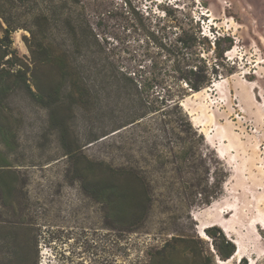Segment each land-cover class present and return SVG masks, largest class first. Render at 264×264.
<instances>
[{
	"label": "rangeland",
	"instance_id": "374dc122",
	"mask_svg": "<svg viewBox=\"0 0 264 264\" xmlns=\"http://www.w3.org/2000/svg\"><path fill=\"white\" fill-rule=\"evenodd\" d=\"M83 4L99 42L79 27L83 11L67 0L59 2L61 26L52 22L45 38L49 53L69 64L66 71L50 54L33 62L29 32L13 33L28 82L41 97L17 86L0 107V149L9 159L0 170V264H134L126 239L143 255L173 236L209 241L202 233L212 225L238 252L218 264H245L243 258L264 264V0ZM27 9L20 10L23 18ZM189 17L211 36L210 25L235 40L225 60L234 72L182 100L230 177L211 205L190 209L177 191L162 189L146 206L147 189L135 172L148 170L158 185V165L147 168L144 161L146 145L154 146L151 117L124 126L130 103L115 73L156 52L158 30L173 37ZM2 26L0 20V35ZM169 261L193 264L181 243Z\"/></svg>",
	"mask_w": 264,
	"mask_h": 264
},
{
	"label": "trees",
	"instance_id": "16d2710c",
	"mask_svg": "<svg viewBox=\"0 0 264 264\" xmlns=\"http://www.w3.org/2000/svg\"><path fill=\"white\" fill-rule=\"evenodd\" d=\"M60 1L0 0V20L4 23L0 35V107L6 104V97L17 86L41 97V91L35 93L28 82L25 63L14 45V32L20 29L29 32L26 41L33 62H45L50 54L62 71L69 68L61 55L49 53L45 41L52 22L57 28L61 26ZM67 1L81 8L83 13L82 18L78 19L79 27L83 32H90L99 42L83 0ZM22 8H28L25 18L20 13ZM198 22L189 17L179 25L173 37H167L168 33L165 34L162 29L158 30L161 35H155L152 40L158 50L149 53L136 66H127L115 73L118 90L125 94L130 103L131 111L124 126L151 117L152 133L149 131V138L154 140V146L151 147L146 141L144 161L147 168L158 165L155 175L159 179L158 185H154L148 170L135 172L147 189L149 202H146V206L154 201L155 192L162 189L177 191L179 201L190 209L211 205L224 193L230 177L225 163L207 145L205 136L183 108L182 100L190 92L207 89L223 75L234 72L233 68L227 67L225 60L226 52L234 47L235 40L229 34L217 32L212 25L209 26L211 36ZM68 23L75 31L77 26L72 17ZM8 166L9 159L0 149V170ZM172 173L178 174L179 181L173 180L175 175ZM114 230H124V227L115 225ZM205 232L209 241L190 235L173 236L162 246L148 247L143 255L132 240L128 242L126 239L125 242L128 250H135V263L176 264L169 258L174 256L177 243L183 244L184 254L193 264H218V261H227L234 256L237 246L221 227L212 225ZM118 242L114 240V246ZM243 259L247 264V260Z\"/></svg>",
	"mask_w": 264,
	"mask_h": 264
},
{
	"label": "bare ground",
	"instance_id": "6f19581e",
	"mask_svg": "<svg viewBox=\"0 0 264 264\" xmlns=\"http://www.w3.org/2000/svg\"><path fill=\"white\" fill-rule=\"evenodd\" d=\"M202 234H203L204 236H207L204 232H203ZM237 253H238V252H236V253L234 254V256L237 255ZM234 256H233V257H234ZM233 257H232V258H233ZM220 262H222V261H220Z\"/></svg>",
	"mask_w": 264,
	"mask_h": 264
},
{
	"label": "water",
	"instance_id": "95a60500",
	"mask_svg": "<svg viewBox=\"0 0 264 264\" xmlns=\"http://www.w3.org/2000/svg\"><path fill=\"white\" fill-rule=\"evenodd\" d=\"M204 233H206L205 230H204Z\"/></svg>",
	"mask_w": 264,
	"mask_h": 264
}]
</instances>
